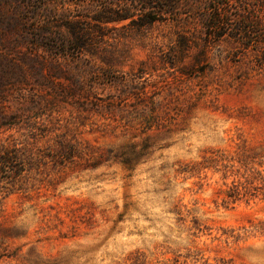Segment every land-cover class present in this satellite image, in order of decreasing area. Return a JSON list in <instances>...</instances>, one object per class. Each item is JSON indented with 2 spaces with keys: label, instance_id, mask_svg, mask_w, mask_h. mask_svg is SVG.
I'll return each instance as SVG.
<instances>
[{
  "label": "rangeland",
  "instance_id": "obj_1",
  "mask_svg": "<svg viewBox=\"0 0 264 264\" xmlns=\"http://www.w3.org/2000/svg\"><path fill=\"white\" fill-rule=\"evenodd\" d=\"M172 1L0 0V264H264V0Z\"/></svg>",
  "mask_w": 264,
  "mask_h": 264
},
{
  "label": "trees",
  "instance_id": "obj_2",
  "mask_svg": "<svg viewBox=\"0 0 264 264\" xmlns=\"http://www.w3.org/2000/svg\"><path fill=\"white\" fill-rule=\"evenodd\" d=\"M131 1L141 4L142 11H144L145 13V16L140 18L139 22L133 20V12L128 8L123 10H111L102 8L101 10H99V12H97L96 17L93 19V21L100 25L129 21V25L136 29L157 22L159 18L170 14L174 7V2L172 0ZM66 29L70 36L67 45L73 51H75L76 53H81L89 46V40L82 35L84 30H82L78 24H67Z\"/></svg>",
  "mask_w": 264,
  "mask_h": 264
}]
</instances>
